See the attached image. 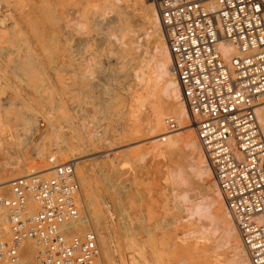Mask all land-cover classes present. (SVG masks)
I'll use <instances>...</instances> for the list:
<instances>
[{
  "label": "bare ground",
  "instance_id": "6f19581e",
  "mask_svg": "<svg viewBox=\"0 0 264 264\" xmlns=\"http://www.w3.org/2000/svg\"><path fill=\"white\" fill-rule=\"evenodd\" d=\"M46 1L47 0H40V6L38 8H34L33 10L28 9L27 11L29 12L32 11L31 14L32 13L33 14L30 17L28 15L29 13L27 12L28 13L27 15L29 17L24 16V18L26 17L25 20L24 19L22 20L23 18L22 15L23 11H22L21 12L22 17L21 16L19 17H21V20L23 22L20 23L15 22L19 19V18L18 19L15 18L17 20L14 19L15 27L13 32L9 34L8 37L0 39V71L1 69L2 70L4 69L3 71L11 72L13 75H15L14 77H16V82L18 83L17 86L20 85L19 87H22L21 89H23V91L27 89L30 91L29 93L27 92V96H26L23 95L21 91H19L20 89L13 87L11 88V90H13L14 96L12 97L5 96V98L3 99L0 98V154L2 155L3 157L2 159L4 160L2 161L4 164L1 162L3 166H1L0 163V175L4 174L6 177L4 178L5 180L0 181V186H2L3 188H7L13 179L18 177H25L30 174H35V173L49 174L54 164L70 161L74 164L76 174L79 177V183H80L79 204L82 205V208L84 209V213L83 211H81V214L76 219L66 221L65 223H63L61 225V231H63L65 234H82L88 229L94 230L98 236L101 264H250L246 249L240 240L237 227L229 213L228 208L226 207L222 194L214 179L213 171L209 163V160L206 157L203 148L201 147V145L199 144L196 138L195 125L191 120L189 111L181 96L179 84L174 76V73L171 70V56L168 50L166 40L164 38L162 26L159 22L158 13L156 11V8L152 0L151 2L148 0H138L141 10L140 21L142 22L141 24L144 25L143 27L139 25L140 26L139 29H141V32L140 30L134 29L131 25L124 22L122 24L121 22L120 24L116 25V27L114 26L115 28L110 32L106 33L103 30L105 33L100 38L102 42L100 46H102V49L100 47L99 48L103 50L106 58L108 56L109 57L113 56L115 58L114 60L116 61L115 63L116 68L115 67L114 68L116 70L115 69L114 70L117 74L120 73L121 71L124 72L123 69L126 68V66H129L128 68L132 72L134 86L136 87L135 89H137L136 93L134 90L133 95H131L133 99L130 97L132 100H134V102H130L133 103L130 104L133 105L132 112L136 113V117L138 118L139 115L141 116V113L142 114L144 113L143 115L145 117L146 123L144 127L143 125L142 127L143 129L146 130L148 134H152L153 136H155V139H153L154 141H152V144L150 143L151 141L149 142L151 145L149 147V150L145 153L151 154L154 158L161 157L163 159L164 158L169 159L170 165H168L167 167L165 165L166 168L161 172H162V176L166 180L164 184L166 183L165 185L169 187L168 190L170 197L173 201L172 203L181 206L180 209L181 218L179 219L178 217H176L177 216L176 215L174 218L175 219L178 218V219L174 221L171 220L173 222V225L171 223L166 224L165 222L164 224L161 219H160V223L158 220H157L158 223H156L157 221L154 222L156 224V225L153 224L154 226L151 225L152 223L147 225V221L142 220L143 219L141 217L142 215L138 213L139 211L137 210V208L139 206L136 208L138 202L137 203L134 202L135 201L134 199L139 196V195L137 196V194H141L140 193L141 190H139L138 192L137 189L138 193L135 192L136 190L133 191L137 186L136 184H139L138 181L142 182L144 179L143 177H140L141 179L138 178V176L134 174L136 172L133 173L132 171V177L131 178L129 177L130 180L128 181H131V183L134 186L136 185L135 188L132 186L131 192L129 191V193L132 196L136 194L135 196L137 197L135 198L133 197L134 201H129L130 199L129 193H128V198L126 197L127 194H125L124 192V190L126 189L122 190V187L121 189L117 188L118 190L116 191L112 189L113 190L112 197L115 198L112 199L117 200V202L120 200L119 201L120 203L118 204L119 206L118 209H120L121 213L123 212L124 214L126 210H128L129 212L126 213L124 216L126 222L122 220L123 221V222L121 221L122 225L120 223L121 226L117 224L115 228L111 230L112 233H114L116 240V255H114L111 252L112 248H110V243H108L107 241L109 239L108 238L106 239V235L109 234L107 230V221H108L106 217L107 215L105 214V211L100 209L101 208L99 206L100 202L94 199V197L97 196V194L95 196L92 195L94 191H92L91 188L92 184L90 180L91 179L93 180V178L91 177H93L92 174H94V172L95 173L97 171L104 172L105 170L108 171L107 168L109 167L110 169V166H112L115 162L114 161L115 159H113L115 156L112 158L109 157L110 154L108 155L105 154L104 156H102L101 155L103 154L102 152L100 155L90 158L88 160L89 162L81 160L82 162L80 161L81 162L80 163L79 161L77 162L75 160L79 158L78 156L80 152L83 150L86 153L87 152L91 153L92 151H94L93 152L94 154L95 150H99L100 148H102L104 142L106 147H114L118 144L119 145L124 144L129 139H131L130 136H132L134 132L137 133L139 131H136L138 129L130 130L127 128L128 127L127 122H125L126 125H123L125 123L121 122L123 123L122 124L123 127L120 130V132L118 133V131L115 130V133L117 131V134L112 133V135H110L115 128L113 129L110 128L111 126L109 124H106L103 128L101 126L100 127L96 126L98 123L97 120L100 117H97L93 113H92L93 115L91 116L94 117H92V119L90 118L91 121H88L87 119L88 122H84L83 120L81 121L80 116L74 112L80 118V120L76 119L75 121L74 114L70 110L73 106L72 107L68 106L67 108V105L69 103L66 104L64 102V104L66 105L65 106L61 104L63 102L59 103V101H57L58 104L52 105L51 101L53 98L51 99L49 96L52 94H47L48 96L46 95V93H48L47 91H49L50 93L51 92L59 93L62 89L65 91L66 88V91L68 92V90L73 91L71 90L72 88H69L67 90L69 84L67 87L65 86V84L63 83L65 82V79L63 82H60L62 81V79L60 78L61 80L59 81L58 79L59 82L57 81L58 84L56 83L57 78L63 76H59V77L57 76V78H55L56 80H54V82L58 86L54 85L55 83H51L50 85V81L47 80V77H45L44 73L46 67L48 68V66L51 65L50 64L51 62L56 61L57 59L56 56L58 57V53L60 54L61 52L59 49H61L60 44L62 42L67 43V40L69 39L71 40L73 36L75 37L73 38L76 40H77L76 37L84 36L85 42H87L89 39L91 41V38H94V36H96L97 34V33L93 34V32L96 30L94 29L95 27L94 25L96 24L95 20L99 19L100 21H97V23L101 25L104 24L106 21V16L109 14L110 11L112 12L113 9L115 10V8L119 10V8H121L122 6H127L133 0H100V3H98L97 0L96 4H94L96 0L94 2L92 0H59V1L52 0L53 2H57L56 4H53V2L51 3L50 0H49L50 2L48 3ZM262 1L264 3V0ZM7 3L9 4L10 2L7 1ZM41 3L44 4L41 5ZM13 10L18 11L19 9L18 10L13 9ZM16 13L19 14V11ZM118 14L119 12L116 13V15ZM113 32H117V33L115 34ZM110 35L114 36V40L112 41L107 40ZM140 36H143V39L141 41L139 40ZM218 45H219V50L225 60H229L230 57L235 53L234 48L231 45L227 44L226 42L221 41L219 42ZM149 46L151 49L148 51L147 48ZM70 48L71 46L67 48V51L70 50ZM86 48H88V46ZM87 50L89 52L91 51V54L93 51L92 56L96 54V51L94 52L92 48H90V50L84 48V51H86L85 53L89 54V55H85L86 57L90 56V53H88ZM74 53L76 52H73V54ZM83 54L81 56L82 58H83ZM98 55L96 54L95 56ZM81 57L80 59L82 61ZM109 57L107 59H109ZM91 60H90V64L87 65L85 64L84 66V64L81 62L79 65L83 67L82 71L84 73L82 72L83 76L81 75L80 77L81 79L83 78V80L85 79L84 78L85 75H86L85 77H88L89 79L90 77L94 76L98 68L100 69V66L99 67L96 66L98 68L95 67L92 68L93 64L97 63L96 61H98V59L95 60L94 63L91 62ZM57 61L60 60L58 59ZM57 61L54 62L55 66H57V64L59 63V62L57 63ZM65 61H63V63ZM85 61L86 60H84L83 62ZM60 64L61 62L59 63V65ZM97 64H100L99 61ZM65 65L67 68L68 64ZM81 67L79 69H81ZM49 68H51V66ZM55 69H58L59 71L60 68L58 66ZM55 69L51 68V70L53 71H49V72L53 73ZM82 73L80 70V74ZM78 75L76 74V76ZM49 76H51V74ZM81 79L79 81H82V83H84V81ZM1 81L3 82V80ZM85 81L87 80L85 79ZM4 83H7V81L6 82L4 81ZM52 84L54 85L53 87ZM1 86L2 84H0V87ZM56 86L57 88L55 89L54 87ZM79 87L80 84L78 86V89L80 90ZM103 89L105 90L108 88L103 87ZM45 91L46 93H43ZM77 94L79 95V93ZM134 94H136V96ZM61 95L63 96L64 94ZM114 95L115 94H113L111 91L109 97L111 101L114 98ZM55 96H60V94L59 95L53 94L52 97H54L55 99ZM106 96L108 97L109 95ZM56 98L58 100V97ZM15 99L18 100L17 102L19 103V105H21V107H23V109H26L27 107L29 111L30 110L29 108H31L32 112L35 111L34 113H36V115L39 114L41 117L44 118L43 120L49 126L50 134L52 136L51 145L56 146L55 148L56 151L54 152L57 153L59 157L64 155L67 158V160H61L60 159L61 157L59 158L58 156H57L58 159H56L55 156L54 158L56 160H53L54 158L52 159L51 157L54 156L55 153L53 152L54 154L52 155L51 154L52 151L45 148L44 147L45 145L37 143L34 146V156H35L34 158H36L38 161L45 162V164L44 166L41 164L42 167L38 164L39 165V167H37L38 169H36L35 171L32 170V168H36L33 165L35 163L33 162L32 166H30L32 161L30 160L31 161L30 163L28 160H26L27 158L25 156L26 154L24 155L22 153L24 152L23 149L25 147V143L23 140L17 137L18 133H16V131L20 126L19 133L25 135V137H29L30 135L33 134L32 130L34 128L31 129V127H33L32 123H35L37 120L33 115H32L34 117L32 118L33 120L25 118L28 115L27 116L22 115V112L27 113L28 111L27 110L22 111L23 110L22 108H21L22 110L20 111L19 109L16 110L14 109V111L9 112L7 108L9 107V104L12 105V103H15L14 102L16 101ZM80 101L82 100L80 99ZM17 102L16 104L18 105ZM14 107L16 106L14 105L13 108ZM99 109H100L99 111L101 112V117H104L108 114L107 105H104ZM133 113L132 115H134ZM256 114L264 134V104L257 107ZM11 115L17 118L20 117L19 118L20 123L18 124L19 126L17 127L16 131L14 130L15 133L13 134H11V132L8 133L10 130L4 125L6 121L5 123L2 122L5 120L3 118H7L8 116ZM77 116H75V118ZM168 120L175 121L176 123L175 130L174 129L171 131L168 130V125H167ZM14 123L15 122H13L12 124L15 125ZM36 123H35V129H36L35 131H38L37 127L39 126H36ZM9 124L10 123L8 122V125ZM2 126L5 129L1 128ZM89 127L91 128L89 129ZM62 129L65 130L62 131ZM180 129H182L183 131L181 130L180 132L178 131L175 132L176 130H180ZM65 131L69 136L68 138L65 137L66 134ZM72 140L73 142L76 143H73ZM126 146L121 145L120 147L124 148ZM136 149L138 148L136 147ZM99 151L101 152V150ZM128 151H132V150H128ZM128 151L124 150L122 153L121 152L120 153L125 154L126 152L127 154ZM145 153H141L139 155L135 154L131 156L129 159L128 158L126 159L123 158V159L127 162L134 163L136 165L137 162L141 160L142 161L145 160L144 158ZM49 155L52 156L50 157ZM123 156L124 155H122V157ZM117 160L119 159H116V161ZM112 167L113 170H115L114 165ZM144 167L146 168V166ZM3 168H8L9 172L15 176L17 175V177L10 178L11 175L10 173L8 174L2 172ZM27 168L29 172L28 171L25 172ZM90 170L93 171L92 174ZM147 171H149V169ZM107 173L104 178L103 177L101 178L103 179L107 178L108 175ZM96 176L98 177V175ZM136 178H138L139 180ZM156 179L157 178L155 177V180ZM145 180L147 181V179ZM132 184H130V186ZM146 184L147 183L145 182V185ZM95 185L98 187L97 183ZM111 185H109L110 188L112 187ZM120 190H122L124 194L121 192L122 194L119 193L118 195V192ZM88 193H91V195H89ZM141 198L142 196L140 198H137L136 201L140 200ZM142 200L144 199L142 198L141 201ZM134 203L135 205H133ZM92 205L94 206V209L96 208V205H98L100 208L98 209L96 208V210L93 211L94 210L93 208L90 209V206L92 207ZM29 206L33 208L34 203L32 201H29ZM177 213L178 212H176V214ZM132 219L133 220L139 219L138 220L139 222L135 224ZM131 220L134 224L131 222ZM137 220L135 222H137ZM170 225H172V227ZM108 227L109 229H111L110 226ZM0 233H1L0 236L5 238H7L9 235L8 225H7V213L6 210H4L3 208H0ZM36 251H37V247L35 243L31 239L25 240L22 244L21 259L16 264H21L22 259L24 264H35L36 260L34 261L35 258L33 257V254L34 253L36 254Z\"/></svg>",
  "mask_w": 264,
  "mask_h": 264
},
{
  "label": "built area",
  "instance_id": "2783aa9c",
  "mask_svg": "<svg viewBox=\"0 0 264 264\" xmlns=\"http://www.w3.org/2000/svg\"><path fill=\"white\" fill-rule=\"evenodd\" d=\"M152 1L196 138L250 264H264V134L256 114L264 104V3ZM221 41L235 50L229 60L219 50ZM167 125L176 128L174 120ZM79 199L80 183L70 161L54 164L49 174L0 186L9 232L7 238L0 236V264L18 263L28 239L37 247V264H101L94 230L61 231L84 210Z\"/></svg>",
  "mask_w": 264,
  "mask_h": 264
},
{
  "label": "rangeland",
  "instance_id": "374dc122",
  "mask_svg": "<svg viewBox=\"0 0 264 264\" xmlns=\"http://www.w3.org/2000/svg\"><path fill=\"white\" fill-rule=\"evenodd\" d=\"M7 1H9L10 3L8 4L7 3ZM51 1V3L53 2V1H56V0H50ZM49 0H47L46 2L48 3V2H50ZM57 1H59V0H57ZM93 2L95 1V0H92ZM148 1H150L151 2V0H148ZM92 2V3H93ZM96 2H97V0L95 1V3L94 4H96ZM57 2H53V4H56ZM98 3H100V0H98ZM97 3V4H98ZM44 4V3H43ZM42 3H41V5H43ZM40 6V0H0V39H3V38H6V37H8V35L9 34H11L12 32H13V30H14V24H15V22H23L22 20L24 19L25 20V18H24V16H27V17H31L32 16V14H31V12L32 11H27L28 9H30V10H33L34 8H38ZM17 8V9H16ZM13 9H15V10H18L19 11V14H17L16 12H18V11H14ZM22 9V10H21ZM21 10V11H20ZM23 11V12H22ZM21 12L23 13L22 15H23V18H22V20H21ZM29 14H28V13ZM117 12H119V14L118 15H116V13ZM14 13V14H13ZM17 14V15H16ZM29 16H28V15ZM31 14V15H30ZM15 15H16V17H15ZM19 16H21V17H19ZM140 16H141V10H140V6H139V1L138 0H133L132 2H130L127 6H122L121 8H119V10H117L116 8H115V10L113 9V11L111 12H109V14L106 16V21H105V23L104 24H99V23H97V21H100L98 18H96V19H98V20H95V27H94V29H96L94 32H93V34L94 33H97L96 34V36H94V38H91V41H90V39L87 41V42H85V39H84V36H79V37H76L77 38V40L76 39H74L73 37L71 38V40L69 39V40H67V43H61L60 44V46H61V49H59L61 52H60V54L58 53V57L56 56V61L59 59L60 61H57V63L59 62H61V64L63 65H59V63L57 64V66H55V63L54 62H56V61H54V62H51L50 64L51 65H49L48 66V68L46 67V70H45V73H44V75H45V77H47V80L48 81H50V85H51V83H55L54 82V80H56L55 78H57V76L59 77V76H63V77H59V78H57V80H56V83L58 84V82L62 79V81H60V82H63L64 81V79H65V82H63L64 84H65V86L67 87L68 86V84H69V86L67 87V90L69 89V88H72L71 90H73V91H69L68 90V92L66 91V88H65V91L62 89L61 91H64V92H61L60 90H57V91H60L59 93L58 92H49V91H47L48 93H46V91L45 92H43V93H46V95L47 94H52V95H49L50 96V98L52 99H54V97H52L53 96V94H60V96H55V99H54V102H53V99H52V105L54 104V105H56V104H58L57 103V101H59V103H61V102H63V103H61V104H63V105H65L64 104V102L66 103V104H68L67 105V108H68V106L70 107H72L73 108V110H72V108L70 109L71 110V112H73V114H74V119H75V121H76V119H78V120H80V118H81V121L83 120L84 122H88V121H91V119H92V117H94V116H91V115H96L97 117H100L97 121H98V123H97V125L96 126H98V127H104L106 124H109L111 127L110 128H115L112 132H111V134L110 135H112V133L114 134L115 133V130H117L118 131V133L120 132V130L122 129V127H123V125H126V123L125 122H127L128 124V129H132V130H135V129H138V130H136V131H139V132H137V133H133L132 134V136H130V138L131 139H126V140H128L126 143H124V144H118V145H116V146H114V147H106V145H105V142H104V147L102 146V148H100L99 150H101V152L99 151V150H95V153L93 154V152L94 151H92L91 153H86L84 150L83 151H81L80 152V154H79V158L77 159V160H75V161H88L90 158H93V157H96V156H98V155H100L102 152H103V154H101L102 156H104L105 154H110L109 155V157L110 158H112V157H114L113 159H115L114 161V167H115V170H113V165L112 166H110V169H109V167L107 168L108 169V171L107 170H105L104 172H102V171H100V172H102V173H100V172H94V174H92L93 173V171L92 170H90V172H91V174H92V176L93 177H91V178H93V180L91 179L90 180V182H91V188H92V191H94L93 192V196H95L96 194H97V196H95L94 197V199H96V200H98L99 202H100V207L98 206V205H96V208L98 209V208H100V209H102L103 211H105V214L107 215L106 217H107V230H108V233L109 234H107L106 235V239L108 238L109 240H107L108 241V243H110V248H112L111 250V252L114 254V255H116V240H115V236H114V233H112V231L111 230H113V228H115V226L117 225V224H119L120 225V223H121V225H122V222L124 221V222H126L125 221V214L126 213H128L129 211L128 210H126V212H125V214L122 212L121 213V210L120 209H118L119 208V206H118V204L120 203L119 201L117 202V200H113V199H115L114 197H112V191L113 190H118V189H121V187H122V190H124V189H126V190H124V192H125V194H127L126 195V197L128 198V193H129V191L131 192V190H132V186L135 188V186H136V188L133 190V191H135V192H137V189H138V192H139V190H141L140 191V193L141 194H137V196L139 195L140 197L142 196V198L144 199V200H142L141 201V199L140 200H137L136 201V199L137 198H140L139 196L137 197V196H135L134 194V196H132L130 193V199H129V201H134V202H138L137 203V205H136V208H137V210L139 211L138 213H140V215H142L141 217L143 218L142 220H145V221H147V225L148 224H151V225H153V224H155L154 222H156L157 220L159 221V223H160V219L163 221V223L165 222L166 224H169V223H171L172 225H173V222L172 221H174V220H176V219H180L181 218V212H180V209H181V206L180 205H176L175 203V205L172 203L173 201H172V199H171V197H170V194H169V190H168V186L167 185H165L164 184V182L166 181L165 179H164V177L162 176V172L161 171H163L168 165H170L169 164V159L168 158H164L165 159V161H164V159L163 158H161V157H153L151 154H146L145 152H147L148 150H149V147H150V145L152 144V141H154L153 139H155V136H153L152 134H148L147 132H146V130L145 129H143V127H144V125H145V123H146V121H145V117H144V113L142 114L141 113V116L139 115V118L138 117H136V113H133L132 111H133V105H130V104H133V103H130V102H134V100H132L133 98L131 97V95H133V93H134V90H135V93H136V90L137 89H135L136 87L134 86V82H133V75H132V72L129 70V66H126V68H124L123 69V71L124 72H120V73H116L115 72V68H116V61L114 60L115 58L112 56H108L109 57V59H107L106 58V56L104 55V52H103V50H101L102 49V46H100L101 45V37L103 36V34L106 32H110L111 30H113L115 27H116V25H118V24H120L121 22H122V24H123V22L124 23H127V24H129V25H131L134 29H136V30H140V32H141V29H139L140 28V26L141 27H143L144 25H142L141 23V21H140ZM15 18H19L20 19V21H19V19L17 20V19H15ZM17 20V21H15V20ZM15 21V22H14ZM107 22V23H106ZM104 25V26H103ZM140 25V26H139ZM108 26H109V28H108ZM115 26V27H114ZM146 26V25H145ZM103 27V28H102ZM145 28V27H144ZM97 29H99V30H97ZM110 29V30H109ZM105 32H104V31ZM107 30V31H106ZM143 30V29H142ZM99 32H100V34H99ZM102 32V33H101ZM113 33H117V32H113ZM78 38H79V40H78ZM82 38V39H81ZM96 38V39H95ZM99 38V39H98ZM76 41V42H78V43H76L74 40ZM143 39V36H140L139 37V40L141 41ZM83 40V41H82ZM107 40H110V41H112V40H114V36L113 35H110L109 37H108V39ZM70 41V42H69ZM81 43V44H80ZM83 43V44H82ZM85 43H86V45H85ZM66 44V45H65ZM73 44V45H72ZM89 44V45H88ZM68 45H70L71 46V48H70V50H68L67 51V48L68 47H70V46H68ZM75 45V46H74ZM77 45V46H76ZM98 45V46H97ZM66 48H65V47ZM80 46V47H79ZM88 46V48H86ZM92 46V47H91ZM75 47V48H74ZM101 49H100V48ZM77 48V49H76ZM84 48L85 49H89L90 50V48H92V50H94V52L96 51V54L98 55V56H95V55H93L92 56V54H93V51H92V54H91V51L89 52L88 50V53H90V58L88 57H86L85 55H89V54H87V53H85L86 51H84ZM63 49V50H62ZM72 49V50H71ZM83 49V50H82ZM148 49V51L151 49L150 48V46L147 48ZM67 51V53H66V51ZM80 51H82V52H80ZM73 52H76V53H74L73 54ZM83 54V58L81 57L82 56V54ZM71 54H73V55H71ZM77 54V55H76ZM61 55V56H60ZM71 55V56H70ZM84 56H85V58H87V59H85L84 58ZM64 57H65V59H64ZM75 57V58H74ZM80 57L82 58V61H81V59H80ZM96 57V58H95ZM68 58V59H67ZM93 58H94V60H93ZM63 59V60H62ZM92 59V60H91ZM98 59V61H99V63L100 64H97L98 63V61H96L97 63H95V64H93V66H92V68H98L99 66H100V69L98 68L97 69V71H96V73L94 74V76L93 77H90L89 79H88V77H85L84 76V78L89 82H87V81H85V79L83 80V78L81 79L80 77H81V75L83 76V67H81V66H79L80 65V63L82 62L83 64H84V66H85V64L87 65V64H90V60H91V62H93L94 63V61L95 60H97ZM67 62H66V61ZM77 60V61H76ZM84 60H86L85 62H83ZM63 61H65L64 63H63ZM74 61H75V63H74ZM70 63V64H69ZM79 63V64H78ZM65 64H68L67 65V68H66V65ZM74 64V65H73ZM77 64V65H76ZM97 64V65H96ZM53 65V66H52ZM95 65V66H94ZM51 66V68H57L58 66H59V71H58V69H55V74H57V75H55L54 74V72L52 73H50L49 71H53V70H51V68H49ZM74 66V67H73ZM79 66V67H78ZM96 66H98V67H96ZM71 67V68H70ZM81 67V69H79ZM102 67V68H101ZM111 67V68H110ZM115 67V68H114ZM73 68H75V69H73ZM71 69V70H70ZM79 71H78V70ZM115 69V70H114ZM4 70V69H3ZM2 69H1V71H0V84H2V86L0 87L1 89H0V92H2V93H0V98H5V96L6 97H12V96H14L13 95V90H11V88H13V87H16L17 89H20L19 91H21L22 92V94L23 95H26L27 96V92L29 93L30 91L27 89V90H25V91H23V89H21L22 87H19V86H17L18 85V83L16 82V77H14L15 75H13L11 72H9V71H3ZM57 70V71H56ZM79 72H77V71ZM80 70H81V73L82 74H80ZM4 72H5V74H4ZM63 73V74H61V73ZM10 73V74H9ZM51 74V76H49V75ZM73 74H74V76H73ZM76 74L78 75V76H76ZM8 75V76H7ZM48 75V76H47ZM10 76V77H9ZM12 76V77H11ZM68 76V77H67ZM49 77V78H48ZM77 77H79V78H77ZM1 78H3V79H1ZM52 78V79H51ZM61 78V79H60ZM70 78V79H69ZM76 78V79H75ZM58 79H59V81H58ZM83 80L84 81V83H82V81H79V80ZM1 80H3V82L1 81ZM68 80V81H67ZM4 81L6 82L7 81V83H4ZM51 81H53V82H51ZM58 81V82H57ZM72 81V82H71ZM87 82V83H86ZM17 83V84H16ZM54 84V85H57V84ZM71 83V84H70ZM80 84V90L78 89V86H79V84ZM4 84V85H3ZM6 84H7V86H6ZM81 84H85L84 86L83 85H81ZM8 85H9V87H8ZM53 84H52V87L54 86ZM103 85V86H102ZM58 86V85H57ZM57 86L56 87H54L55 89L57 88ZM71 86V87H70ZM86 86H87V88H86ZM19 87V88H18ZM82 87H84V88H82ZM103 87L104 88H108V89H103ZM134 87V88H133ZM77 88V89H76ZM9 89V90H8ZM75 89V90H74ZM76 90H78V91H76ZM89 90V91H88ZM107 90V91H106ZM112 91V93L113 94H115L114 95V98L112 99V101L109 99V97H110V94H111V91ZM4 92V93H3ZM74 92V93H73ZM81 92V93H80ZM83 92V93H82ZM105 92V93H104ZM132 92V93H131ZM77 93H79V95L81 96H79ZM61 94H64L63 96L61 95ZM75 95V96H74ZM106 95H109L108 97L106 96ZM135 96H136V94H134ZM137 95H138V93H137ZM44 96H45V94H44ZM48 96V95H47ZM46 96V97H47ZM78 96H79V98H78ZM104 96V97H103ZM56 97H58V100H57V98ZM61 97V98H60ZM132 99H131V98ZM134 97V96H133ZM71 98V99H70ZM50 99V100H51ZM60 99H62V100H60ZM64 99V100H63ZM78 101H77V100ZM80 99L82 100V101H80ZM16 101H14L15 103H12V105L11 104H9V107L7 108V110L10 112H12V111H14V109L16 110V109H19V111L20 110H22L23 109V107H21V105H19V103L17 102L18 100L17 99H15ZM86 100V101H85ZM102 100V101H101ZM75 101V102H74ZM16 102L18 103V105L16 104ZM76 102H78V103H76ZM82 102V103H81ZM112 102V103H111ZM84 103V104H83ZM81 104V105H80ZM113 104V105H112ZM16 106V107H14L13 108V106ZM104 105H107V110H108V114L106 115V116H104V117H101V112L99 111L100 109L99 108H101L102 106H104ZM130 105V106H129ZM5 106V105H4ZM3 106V107H4ZM66 106V105H65ZM85 106V107H84ZM101 106V107H100ZM132 106V107H131ZM19 107V108H18ZM81 107V108H80ZM22 108V109H21ZM75 108V109H74ZM12 109V110H11ZM30 110L28 111V108L26 107V109H23L22 111H24V110H27L28 112L27 113H29V114H27V113H25V112H22V115H28L27 117H25V116H22V117H25V118H27V119H32V118H34L35 117V119L37 120L36 122L38 123H36V126H39V127H37L38 129V131H35L36 129H35V123H32V126L33 127H31V129H33L32 131H33V134L32 135H30L29 137H25V135H22V134H20L19 133V123H20V117L19 118H17V117H13V115H11V116H8L7 118H3V119H5L4 121H2V122H4L5 123V121H6V123L4 124L9 130V132L8 133H10L11 132V134H13V133H15L14 132V130L16 131V129H17V127H18V129H17V131H16V133H18L17 134V137H19L21 140H23L24 141V143H25V147H24V152H22L27 158H26V160H28L30 163H31V161H32V163H31V165L30 166H32V164H33V162L35 163V164H33L36 168H32V170L33 171H35L36 169H38L37 167H39V165L42 167V165L44 166V164H45V162H41V161H38L36 158H34L35 156H34V146H35V144H37V143H39V144H43V145H45L44 147L45 148H47V149H49L50 151H52V155L55 153L54 151H56V146L55 145H53V146H55V147H53L52 145H51V143H52V136H51V134H50V130H49V126L44 122V118L43 117H41L39 114H37L36 115V113H34V112H32V110H31V108H29ZM81 109H83V110H81ZM87 109V110H86ZM89 109V110H88ZM94 109V110H93ZM75 110V111H74ZM86 110V111H85ZM129 110H131V111H129ZM83 111V112H82ZM93 111V112H92ZM77 114V115H79L80 116V118H79V116H77L75 113ZM90 112V113H89ZM25 113V114H24ZM93 113V114H92ZM98 113V114H97ZM132 113L135 115H132ZM89 114V115H88ZM126 114V115H125ZM34 117H33V116ZM143 115V116H142ZM31 116V117H30ZM75 116H77L76 118H75ZM85 116V117H84ZM132 116H134V117H132ZM30 117V118H29ZM142 117V118H141ZM17 118V119H16ZM83 118V119H82ZM84 118H85V120H84ZM91 118V119H90ZM122 118V119H121ZM15 119V120H14ZM87 119H88V121H87ZM90 119V120H89ZM124 119V120H123ZM127 121H126V120ZM132 119V120H131ZM136 119V120H135ZM9 120V121H8ZM14 120V121H13ZM16 120H18V121H16ZM33 120V119H32ZM15 122L14 124L15 125H13L12 123L13 122ZM138 121V122H137ZM8 122L10 123L9 125H8ZM17 122V123H16ZM121 122H123V123H125V124H123V123H121ZM123 124V125H122ZM138 124V125H137ZM3 125V126H4ZM8 125V126H7ZM11 125H13L14 126V128H13V126H11ZM17 125V126H16ZM129 125H130V127H129ZM142 125H143V127H142ZM1 127V128H4V127ZM165 126V125H164ZM163 126V127H164ZM16 127V128H15ZM139 127V128H138ZM6 128V129H7ZM13 128V129H12ZM91 127H89V129H90ZM166 128V127H165ZM5 129V128H4ZM176 129V128H175ZM174 129V130H175ZM13 130V131H12ZM65 129H62V131H64ZM99 130V129H98ZM143 130V131H142ZM145 130V131H144ZM169 130V129H168ZM182 129H180V130H176L175 132H180ZM117 131H116V133L115 134H117ZM143 133H142V132ZM169 131H171V130H169ZM183 131V130H182ZM132 132V131H131ZM7 133V134H8ZM65 137H69L68 136V134H67V132L65 131ZM144 134V135H143ZM137 135H139V136H137ZM135 138V139H134ZM151 141V142H150ZM72 142H73V140H72ZM129 142V143H128ZM151 144H150V143ZM73 143H76V142H73ZM62 145V144H61ZM121 145H124V146H126V147H120ZM139 146V147H138ZM50 147V148H49ZM53 147V148H52ZM136 147L138 148V149H136ZM127 148V149H126ZM139 148H140V150H139ZM55 149V150H54ZM104 149V150H103ZM136 149V150H135ZM26 150V151H25ZM103 150V151H102ZM122 150V151H121ZM128 151V150H132V151H128L127 152V154H126V152H125V154H121L123 151ZM143 150V151H142ZM106 151H108V152H106ZM135 151V152H134ZM139 151V152H138ZM26 152V153H25ZM54 152V153H53ZM121 152V153H120ZM130 155H129V154ZM134 153V154H133ZM141 153H145V155H146V157H145V155H144V158H145V160L144 161H139V162H137L136 163V165L134 164V163H130V162H127V161H125L124 159H126V158H130L131 156H133V155H139V154H141ZM29 156H28V155ZM49 154V153H48ZM55 154H57V153H55ZM54 154V156H50L51 158H54L55 156V158L56 159H58V157H59V155L57 154V155H55ZM1 155V154H0ZM122 155H124L123 157H122ZM127 155V156H126ZM150 155V156H149ZM58 156V157H57ZM61 157V158H60ZM59 158L61 159V160H67V158L64 156V155H62V156H60ZM153 157V158H152ZM3 157H2V155L0 156V163L2 162V161H4L3 159H2ZM30 158V159H29ZM54 158V160H56ZM123 160H122V159ZM116 159H119V160H117L116 161ZM150 159V160H149ZM31 160V161H30ZM148 160V161H147ZM28 161H27V163H28ZM81 161V162H82ZM80 162V163H81ZM89 162V161H88ZM167 162V163H166ZM3 163V162H2ZM2 163H1V166H3L2 165ZM116 163V164H115ZM118 163V164H117ZM120 163V164H119ZM124 163V164H123ZM166 163V164H165ZM4 164V163H3ZM39 164V165H38ZM42 164V165H41ZM134 165V166H133ZM149 165V166H148ZM165 165H166V167H165ZM120 166V167H119ZM141 166V167H140ZM143 166V167H142ZM144 166H146V168L144 167ZM112 167V168H111ZM150 167H151V169H150ZM31 168H29V169H31ZM126 168V169H125ZM138 168V169H137ZM7 169V170H6ZM125 169V170H124ZM130 169V170H129ZM134 169H135V171H134ZM146 169V170H145ZM149 169V171H147ZM152 169H154V170H152ZM157 169V170H156ZM5 170V171H4ZM122 170V171H121ZM8 171V172H7ZM29 172V170H28V168L26 169V171L25 172ZM111 171V172H110ZM115 171V172H114ZM131 171V172H130ZM132 171H133V173L134 172H136V173H134L136 176H138V178H140V177H143V181L142 182H140V181H138L139 182V184H141V185H139V184H136L135 186L131 183V181H128V180H130L129 179V177L131 178L132 177ZM152 171H154V172H152ZM2 172L3 173H10L9 172V170H8V168H3V170H2ZM108 174L107 175V178H105V179H103L105 176H106V173ZM146 172V173H145ZM2 173V174H3ZM104 173H105V175H104ZM152 173V174H151ZM11 174V173H10ZM102 174V175H101ZM116 174V175H115ZM131 174V175H130ZM133 174V175H134ZM139 174H140V176H139ZM149 174V175H148ZM155 174V175H154ZM96 175H98V177L96 176ZM112 175V176H111ZM2 176V177H1ZM18 176H21V175H18ZM151 176V177H150ZM13 177H17V175L15 176V175H13V174H11L10 175V178H13ZM77 177H78V175H77ZM96 177V178H95ZM101 177H103V178H101ZM108 177H110V178H108ZM112 177V178H111ZM155 177L157 178L156 180H155ZM4 178H6L5 177V175L3 174V175H0V181H2V180H5ZM126 178H128V179H126ZM138 178H136V179H138ZM154 178V179H153ZM78 179H79V177H78ZM98 179V180H97ZM109 179V180H108ZM125 179V180H124ZM141 179V178H140ZM145 179H147V181L145 180ZM105 180V181H104ZM107 180V181H106ZM116 180H117V182H116ZM139 180V179H138ZM153 180H154V182H153ZM95 181H96V183L98 184V187L95 185L96 183H95ZM150 181V182H149ZM156 181V182H155ZM108 182V183H107ZM124 182H125V184H124ZM144 182V183H143ZM145 182L147 183L146 185H145ZM158 182V183H157ZM102 183V184H101ZM110 183V184H109ZM111 183H112V185H111ZM100 184V185H99ZM113 184H115V185H113ZM127 184V185H126ZM130 184H132L131 186H130ZM143 184V185H142ZM107 185V186H106ZM109 185H111L112 187L114 186H117V187H111L110 188V186ZM121 185V186H120ZM124 185V186H123ZM120 188H119V187ZM130 188H129V187ZM97 187V188H96ZM101 187H102V190H101ZM124 187H126V188H124ZM127 187H128V189H127ZM146 189H145V188ZM109 188V189H108ZM118 188V189H117ZM144 188V189H143ZM148 188V189H147ZM113 189V190H112ZM110 190V191H109ZM122 190H120L119 192H118V195H119V193L120 194H122L123 193V191ZM128 190V191H127ZM150 190V191H149ZM104 191V192H103ZM133 191H132V193H133ZM96 192V193H95ZM122 192V193H121ZM127 192V193H126ZM137 192V193H138ZM147 192V193H146ZM146 193V194H145ZM154 193V194H153ZM89 195H91V193H88ZM104 194V195H103ZM111 194V195H110ZM124 194V193H123ZM85 196H86V194H85ZM88 196V195H87ZM111 196V197H110ZM131 196H132V198H131ZM169 196V197H168ZM97 197V198H96ZM104 197V198H103ZM121 197V196H120ZM133 197L135 198V197H137V198H135L134 200H133ZM148 197V198H147ZM113 198V199H112ZM147 198V199H146ZM145 199H146V201H145ZM128 200V199H127ZM104 201V202H103ZM123 201V200H122ZM125 201V200H124ZM141 202V205H140V202ZM171 201V202H170ZM94 202H95V200H94ZM117 202V203H116ZM143 202V203H142ZM156 203V204H155ZM172 204V205H171ZM133 205H135V203L133 204ZM142 205H144V206H142ZM149 205V206H148ZM163 206V207H162ZM176 206V207H175ZM91 208H93L94 209V206L92 205V207L90 206V209ZM96 208L93 210V211H95L96 210ZM162 208V209H161ZM168 208V209H167ZM162 211V212H161ZM132 212V211H131ZM175 212V213H174ZM176 212H178L177 214H176ZM83 213H84V210H83ZM170 213H171V215H173V216H171L170 215ZM177 215V216H176ZM119 216V217H118ZM122 216V217H121ZM146 216V217H145ZM159 216V217H158ZM162 218H161V217ZM168 216V217H167ZM178 217V218H174V217ZM144 217H145V219H144ZM169 218H170V220H169ZM164 219V220H163ZM123 220V221H122ZM127 220V219H126ZM133 220V219H132ZM132 220H131V222H132ZM137 219H134L133 220V222L136 224V223H138L139 221V219L137 220V222H135ZM165 220H167V221H165ZM172 220V221H171ZM118 223H117V222ZM122 221V222H121ZM145 221H142V222H145ZM158 221L156 222V223H158ZM161 221V222H162ZM112 222V223H111ZM130 222V223H131ZM132 222V223H133ZM133 223V224H134ZM162 223V224H163ZM164 223V224H165ZM111 224V225H110ZM145 224V223H144ZM163 224V225H164ZM120 225V226H121ZM150 225V226H151ZM156 225V224H155ZM172 225H170L171 227H172ZM108 226H110V228L111 229H109V227ZM154 226V225H153ZM170 226H169V228H170ZM1 234V233H0ZM138 238H139V236H138ZM33 257L35 258L34 259V261L36 260V254L34 253L33 254ZM37 261H35V264H37L36 263ZM21 264H24V262H23V259H22V263Z\"/></svg>",
  "mask_w": 264,
  "mask_h": 264
}]
</instances>
